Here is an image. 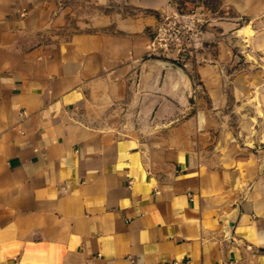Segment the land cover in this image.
I'll return each mask as SVG.
<instances>
[{"label":"crops","instance_id":"1","mask_svg":"<svg viewBox=\"0 0 264 264\" xmlns=\"http://www.w3.org/2000/svg\"><path fill=\"white\" fill-rule=\"evenodd\" d=\"M70 1L0 0V264H264V0L193 68L148 46L174 0Z\"/></svg>","mask_w":264,"mask_h":264},{"label":"rangeland","instance_id":"2","mask_svg":"<svg viewBox=\"0 0 264 264\" xmlns=\"http://www.w3.org/2000/svg\"><path fill=\"white\" fill-rule=\"evenodd\" d=\"M200 3L204 8H199ZM70 4L73 8L69 19L71 30L112 29L114 24L110 21L117 12L123 15L134 13L124 0H112L106 5L96 4L94 0H71ZM230 14V9L221 0H174V9L159 15L158 24L150 31L151 37L159 33L152 55L174 57L180 65L187 62L182 59H190L193 68L203 52L204 37L210 43L209 51H215L214 29L205 33L206 26L211 27L216 18H228Z\"/></svg>","mask_w":264,"mask_h":264},{"label":"built area","instance_id":"3","mask_svg":"<svg viewBox=\"0 0 264 264\" xmlns=\"http://www.w3.org/2000/svg\"><path fill=\"white\" fill-rule=\"evenodd\" d=\"M158 35H159V33H157L155 36L151 37V39H150V43H149L148 46H149V48L152 49V50L155 49V44H156L157 41H158V38H157ZM174 264H176V263H174Z\"/></svg>","mask_w":264,"mask_h":264}]
</instances>
